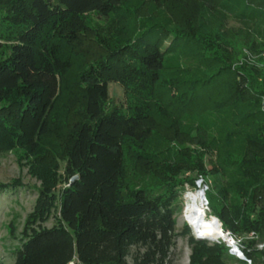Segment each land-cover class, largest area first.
Instances as JSON below:
<instances>
[{
  "label": "trees",
  "instance_id": "16d2710c",
  "mask_svg": "<svg viewBox=\"0 0 264 264\" xmlns=\"http://www.w3.org/2000/svg\"><path fill=\"white\" fill-rule=\"evenodd\" d=\"M129 1L0 0L17 28L0 38V104L23 101L17 129L31 153L85 38L108 53L79 75L86 120L55 185L38 191L13 264H175L176 214L199 180L211 215L242 239L251 264H264V0H149L170 16L135 27ZM111 83L126 114L104 109ZM154 133L158 152L147 147ZM126 144L153 166L150 185H129ZM183 232L189 264H248L222 240H197L186 224Z\"/></svg>",
  "mask_w": 264,
  "mask_h": 264
},
{
  "label": "rangeland",
  "instance_id": "374dc122",
  "mask_svg": "<svg viewBox=\"0 0 264 264\" xmlns=\"http://www.w3.org/2000/svg\"><path fill=\"white\" fill-rule=\"evenodd\" d=\"M129 15L132 16L139 26L140 19L149 17L164 18L170 16L155 8L149 0H130ZM175 16L180 14L173 11ZM94 24H98L96 18H92ZM235 26L238 24L232 21ZM262 21H258L251 26V30L260 29ZM17 28L8 23L7 17L0 12V38L6 39L7 36H13ZM258 29V30H259ZM136 30V29H134ZM11 39V38H10ZM86 53L77 55L73 61L72 70L63 80H61L60 90L54 101L52 111L50 112L49 130L41 139V147L31 153L26 147L23 139L19 136L17 129V120L20 115L23 101L16 99L0 104V122L1 126L7 128V133L0 136L3 146L0 155V264H13L15 256L12 254L21 245V232L27 215L32 211L37 199L38 191L46 185H55V174L58 170L60 161H65L74 141L76 125L81 124L86 119L85 116V89L80 82L79 75L91 61H100L107 58L108 53L99 47V45L87 37L85 38ZM4 56L0 55V59ZM110 99L104 102L105 111L111 115L126 114L127 110L123 107V89L116 83L109 85ZM164 106L163 104H161ZM163 108L154 107V117L158 121L157 129L162 134L166 130L161 123ZM158 113L160 115H158ZM0 126V127H1ZM158 134L151 135V141L147 145L149 150L158 152L162 146L158 145ZM157 144V145H156ZM156 145V146H155ZM127 161L125 174L130 186H137L141 183L150 185L154 176L148 170L152 165L142 167L136 162L134 154L139 150L135 145H124ZM159 158V157H158ZM160 159V158H159ZM11 191H6L9 190ZM202 180L196 183V188L186 186L182 196V205L176 214L177 233L176 239V261L175 264H189L191 247L189 244V235L183 232L184 225L189 224L184 220V208L186 205L185 195L187 192L204 190L207 192ZM206 211L208 217L211 210L206 198ZM12 225V227H11ZM191 229V235L194 232ZM223 229V228H222ZM224 230V229H223ZM225 232V231H224ZM236 241V239H235Z\"/></svg>",
  "mask_w": 264,
  "mask_h": 264
},
{
  "label": "bare ground",
  "instance_id": "6f19581e",
  "mask_svg": "<svg viewBox=\"0 0 264 264\" xmlns=\"http://www.w3.org/2000/svg\"><path fill=\"white\" fill-rule=\"evenodd\" d=\"M204 197H206V192L203 194L201 190L187 192L183 218L196 235L221 239L224 232H222L220 225L214 221V217H208Z\"/></svg>",
  "mask_w": 264,
  "mask_h": 264
},
{
  "label": "built area",
  "instance_id": "2783aa9c",
  "mask_svg": "<svg viewBox=\"0 0 264 264\" xmlns=\"http://www.w3.org/2000/svg\"><path fill=\"white\" fill-rule=\"evenodd\" d=\"M230 236H232L231 233H230ZM252 237H254L253 234L250 235V238ZM232 239H233L234 245H228L226 243L230 247V253L236 256L237 258L248 262V264H251V260H249L243 252L244 246H243L242 239H238L235 241V238L233 236H232ZM235 249L237 250V252L234 251ZM256 249L262 252V260L264 261V240L256 244Z\"/></svg>",
  "mask_w": 264,
  "mask_h": 264
},
{
  "label": "water",
  "instance_id": "95a60500",
  "mask_svg": "<svg viewBox=\"0 0 264 264\" xmlns=\"http://www.w3.org/2000/svg\"><path fill=\"white\" fill-rule=\"evenodd\" d=\"M203 194H205V191L204 190H201ZM205 200H206V197H204ZM214 221L217 222L220 227L222 228V223L219 221L218 218L214 217ZM190 226V225H189ZM222 232H224V230L222 229ZM194 236L197 240H209V241H219V240H222L223 242L227 243L228 245H234L233 243V239H232V236H230V232H224V236H221V239H211V238H208V237H205V236H202V235H196L194 233ZM235 252H237V250L235 249L234 250Z\"/></svg>",
  "mask_w": 264,
  "mask_h": 264
}]
</instances>
